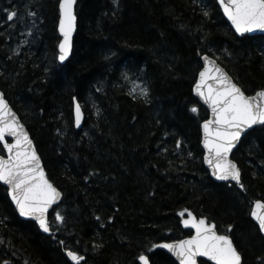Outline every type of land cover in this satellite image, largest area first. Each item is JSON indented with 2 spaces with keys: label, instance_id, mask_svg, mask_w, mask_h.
<instances>
[{
  "label": "trees",
  "instance_id": "16d2710c",
  "mask_svg": "<svg viewBox=\"0 0 264 264\" xmlns=\"http://www.w3.org/2000/svg\"><path fill=\"white\" fill-rule=\"evenodd\" d=\"M6 11L17 16L9 21ZM77 16L73 54L61 64L59 0H0V87L63 193L46 235L18 215L0 183V264H74L65 248L87 264H141V254L177 264L153 245L190 235L184 209L221 232L231 225L243 264H264V236L250 217L254 200L264 201V126L232 155L244 187L217 182L201 146L209 113L193 92L203 54L247 94L264 88V35L239 36L217 0H78Z\"/></svg>",
  "mask_w": 264,
  "mask_h": 264
},
{
  "label": "snow or ice",
  "instance_id": "6c2138e0",
  "mask_svg": "<svg viewBox=\"0 0 264 264\" xmlns=\"http://www.w3.org/2000/svg\"><path fill=\"white\" fill-rule=\"evenodd\" d=\"M74 3L75 0H59L58 29L63 39L59 42L58 59L61 62H66L72 47V33L77 19L73 11ZM219 4L237 33L264 30V0H219ZM5 15L12 21L17 13L6 11ZM204 15L207 16L208 13L205 11ZM203 61L204 66L199 71L193 91L211 110V117L202 123V142L206 150L204 162L217 179H231L243 188L241 171L228 156L246 129L256 125L264 126V89L256 91L254 95H246L207 55L203 57ZM135 91L133 88L129 94L132 95ZM139 94L147 97V87L140 88ZM191 112H197V108L193 106ZM81 119V106L76 103L77 126H80ZM7 137L12 138L11 143ZM0 143L7 152V157L0 156V182L8 186V194L21 216L34 217L40 229L50 232L46 214L60 199L61 193L46 177L28 132L9 107L3 93H0ZM179 143L177 141L178 146ZM185 213L187 218L182 223L194 228L195 234L187 239L162 245L179 258L180 264H197L198 256L208 257L216 264H242L241 253L230 236L219 234L215 223L207 222L205 217L197 219L188 209L181 211L179 216L184 217ZM251 216L258 222V230L264 233V201L254 202ZM108 219L111 220L112 217ZM55 220L63 222L64 217L56 212ZM64 251L74 264H87L86 257L77 251L69 248ZM138 259L142 264H149L148 257L143 254Z\"/></svg>",
  "mask_w": 264,
  "mask_h": 264
},
{
  "label": "water",
  "instance_id": "95a60500",
  "mask_svg": "<svg viewBox=\"0 0 264 264\" xmlns=\"http://www.w3.org/2000/svg\"><path fill=\"white\" fill-rule=\"evenodd\" d=\"M217 2H218V4H219V0H217ZM77 4H78V0H75V3H74V5H73V11H74V14L76 15V27H75V29H74V31H73V33H72V47H71V49H70V51H69V56H68V58H66V62L72 57V54H73V48H74V38H75V36H76V33H77V29H78V16H77V13H76V7H77ZM219 6H220V4H219ZM220 8H221V10H222V13H223V15H224V17H225V19H226V21L229 23V25L232 27V29L236 32V30H235V28H234V26L231 24V21L228 19V17L224 14V12H223V9H222V7L220 6ZM58 33H59V35H60V37H61V40L63 39V37H62V35L60 34V32H59V29H58ZM237 33V32H236ZM238 35H244V34H249V35H264V30H259V29H257V30H253V31H250V32H245V33H237ZM58 52H59V45H58ZM205 55H207L212 61H214L215 62V64L216 65H218L220 68H222L230 77H231V79H232V81L234 82V83H236L237 84V86L238 87H240L241 88V90L242 91H244L243 90V88L235 81V79H234V77L230 74V72L216 59V58H214V57H212V56H209L208 54H204V55H202V64H203V66H204V61H203V57L205 56ZM58 56H59V54H58ZM59 60V59H58ZM60 63H62V64H65L66 62H61V61H59ZM211 67V66H210ZM203 68V67H202ZM202 70V69H201ZM197 79H198V77H197ZM195 85V84H194ZM193 88H194V86H193ZM262 89H264V88H262ZM260 90V89H259ZM258 91V90H257ZM194 92V91H193ZM245 92V91H244ZM0 93H3V95H4V98H5V100L7 101V103H8V105H9V107L17 114V117H18V119H19V121H20V123H22L23 125H24V128H25V130L28 132V135H29V138L32 140V144H33V147L35 148V150H36V152H37V155L40 157V161H41V166L44 168V171H45V174H46V177L49 179V181L54 185V183L52 182V180L49 178V176H48V172H47V170H46V168H45V165H44V161H43V159H42V157H41V155H40V153H39V151H38V149H37V147H36V144H35V141H34V139L32 138V135H31V133H30V131H29V129H28V127H27V125L24 123V121L22 120V118L20 117V115L16 112V110L12 107V105L10 104V102L8 101V99L5 97V94H4V92L1 90V88H0ZM245 94L246 95H249V96H251V95H254L255 93H253V94H247L246 92H245ZM194 96L201 102V104H203L206 108H207V110H208V112H209V116H208V118L207 119H209L210 117H211V110L208 108V106L206 105V104H204V102L200 99V97L194 92ZM76 103H79V101L77 100V99H75L74 100V121H75V104ZM80 104V106H81V112H82V119H81V124H80V126H77L76 124H75V127L77 128V129H81V128H83V123H84V120H85V112H84V110H83V107H82V105H81V103H79ZM203 123V122H202ZM257 126H260V125H256V126H253L252 128H250V129H246L242 134H241V138L236 142V144L234 145V147H233V149H232V151L229 153V156H228V158L230 159V160H232V161H234L236 164H237V166L239 167V169H240V171H241V179H242V170H241V168H240V166H239V164H238V162L236 161V160H234L233 158H232V155H233V152L236 150V148L239 146V144H240V142H241V140L243 139V137L246 135V133L247 132H249V131H251L252 129H254L255 127H257ZM201 133H202V140H201V146H202V148H203V150H204V155H205V153H206V150L204 149V145H203V128H202V124H201ZM7 140H8V142L9 143H11L12 142V138L11 137H7ZM2 146H3V144H2ZM4 155H2V154H0V156H4V157H7V152L4 150ZM203 160H204V157H203ZM204 164H205V166H206V168L209 170V172H210V176L213 178V180H215V181H217V182H232V183H235V184H237L235 181H233V180H231V179H228V180H220V179H217L216 178V176H214L213 174H212V169L209 167V165L208 164H206L205 162H204ZM1 184L2 185H4L7 189H8V186L6 185V184H4L3 182H1ZM54 187H56L55 185H54ZM57 188V187H56ZM57 190L61 193V196H60V199L59 200H57L50 208H49V210H48V212H47V214H46V217H47V220H48V217H49V212L55 207V206H57L60 202H61V200H62V197H63V193L57 188ZM9 197H10V200H11V196L9 195ZM258 200H261V199H258ZM256 201V200H255ZM254 201V202H255ZM261 201H263V200H261ZM11 202H12V200H11ZM254 202H253V205H252V208H253V206H254ZM12 204L14 205V207H15V209H16V206H15V204L12 202ZM16 211H17V213H18V215L22 218V219H25V220H34V221H36L35 220V218L34 217H24V216H21L20 214H19V212H18V210L16 209ZM252 211V210H251ZM192 213H193V215L197 218V219H199L200 217H197L196 216V214L193 212V211H191ZM187 218V213L184 215V217H182V220L183 219H186ZM206 218V220H207V222H209L208 221V218L207 217H205ZM251 218L253 219V221L258 225V222L251 216ZM182 220H181V224H182V226H183V228H185V229H190V230H192V234L190 235V236H192V235H194L195 234V229L194 228H192L190 225L189 226H185L183 223H182ZM36 223H37V221H36ZM209 223H215V222H209ZM38 224V223H37ZM215 225H216V223H215ZM216 231L218 232V230H217V227H216ZM41 232H43L44 234H46V235H51L52 234V232H51V230H50V232H44L42 229H41ZM219 233V232H218ZM262 233V232H261ZM220 234V233H219ZM225 235H228V234H225ZM262 235L264 236V233H262ZM190 236H187V237H183V238H181V239H178V240H164V241H160V242H158L157 244H156V249H159V250H163V251H165V252H167L178 264H180V260H179V258L174 254V253H172L169 249H166V248H163L162 247V245L164 244V243H174V242H177V241H180V240H183V239H187L188 237H190ZM228 236H230V235H228ZM230 238L232 239V241H233V243H234V246L236 247V244H235V242H234V240H233V238L230 236ZM237 248V247H236ZM237 250H238V248H237ZM146 257H148V259H149V264H151V261H150V258H149V255H147V254H144ZM241 257H242V255H241ZM199 259H205V260H207V261H209L210 263H212V264H216V262L215 261H212L211 259H209L208 257H202V256H198L197 257V264H200V262H199ZM141 264H142V262L141 261H139ZM242 263H243V257H242Z\"/></svg>",
  "mask_w": 264,
  "mask_h": 264
},
{
  "label": "rangeland",
  "instance_id": "374dc122",
  "mask_svg": "<svg viewBox=\"0 0 264 264\" xmlns=\"http://www.w3.org/2000/svg\"><path fill=\"white\" fill-rule=\"evenodd\" d=\"M130 83H132L133 85H135L138 89H140V88L143 87V83L139 79H137L136 77H131Z\"/></svg>",
  "mask_w": 264,
  "mask_h": 264
},
{
  "label": "flooded vegetation",
  "instance_id": "af4514ba",
  "mask_svg": "<svg viewBox=\"0 0 264 264\" xmlns=\"http://www.w3.org/2000/svg\"><path fill=\"white\" fill-rule=\"evenodd\" d=\"M255 223V222H254ZM256 224V223H255ZM258 227V226H257ZM230 232H231V228H230ZM261 233V232H260ZM262 234V233H261ZM242 256H243V260H244V255H243V253H242ZM176 262V261H175ZM199 262H200V264H201V262H204V263H206V264H212V263H210L209 261H207V260H204V259H200L199 260ZM177 263V262H176ZM178 264V263H177ZM243 264V263H242Z\"/></svg>",
  "mask_w": 264,
  "mask_h": 264
}]
</instances>
